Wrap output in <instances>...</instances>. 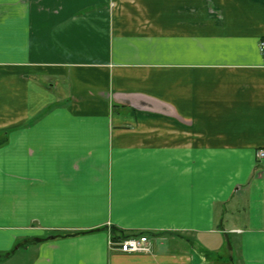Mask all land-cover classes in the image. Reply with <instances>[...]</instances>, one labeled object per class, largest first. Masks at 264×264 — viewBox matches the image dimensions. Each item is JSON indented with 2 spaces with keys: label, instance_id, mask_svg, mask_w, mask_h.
Wrapping results in <instances>:
<instances>
[{
  "label": "crops",
  "instance_id": "obj_1",
  "mask_svg": "<svg viewBox=\"0 0 264 264\" xmlns=\"http://www.w3.org/2000/svg\"><path fill=\"white\" fill-rule=\"evenodd\" d=\"M262 38L264 0H0V264H264Z\"/></svg>",
  "mask_w": 264,
  "mask_h": 264
},
{
  "label": "built area",
  "instance_id": "obj_2",
  "mask_svg": "<svg viewBox=\"0 0 264 264\" xmlns=\"http://www.w3.org/2000/svg\"><path fill=\"white\" fill-rule=\"evenodd\" d=\"M259 49L264 60V38L259 40ZM256 159L264 165V148H258L256 150ZM113 245L121 252L148 253L151 251L150 239L145 234L119 239L116 242H113Z\"/></svg>",
  "mask_w": 264,
  "mask_h": 264
},
{
  "label": "rangeland",
  "instance_id": "obj_3",
  "mask_svg": "<svg viewBox=\"0 0 264 264\" xmlns=\"http://www.w3.org/2000/svg\"><path fill=\"white\" fill-rule=\"evenodd\" d=\"M222 255H223L221 257L222 261H228V258H229L228 254H226L225 252H222Z\"/></svg>",
  "mask_w": 264,
  "mask_h": 264
},
{
  "label": "trees",
  "instance_id": "obj_4",
  "mask_svg": "<svg viewBox=\"0 0 264 264\" xmlns=\"http://www.w3.org/2000/svg\"><path fill=\"white\" fill-rule=\"evenodd\" d=\"M75 233V232H72V234ZM121 237V233H118L117 234V238L119 239ZM112 239V241H117L118 239L115 240V238H113V236L111 235L110 237Z\"/></svg>",
  "mask_w": 264,
  "mask_h": 264
}]
</instances>
